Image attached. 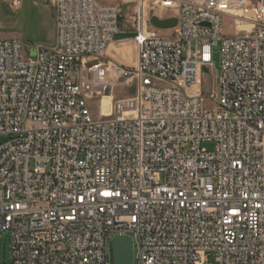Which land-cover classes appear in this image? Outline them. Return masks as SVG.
Returning <instances> with one entry per match:
<instances>
[{
  "label": "built area",
  "instance_id": "1",
  "mask_svg": "<svg viewBox=\"0 0 264 264\" xmlns=\"http://www.w3.org/2000/svg\"><path fill=\"white\" fill-rule=\"evenodd\" d=\"M50 2L53 44L0 39L12 264H113L119 236L132 264H264V0ZM121 2L137 4L129 19ZM147 5L177 17L169 34ZM119 32H138L134 66L109 56Z\"/></svg>",
  "mask_w": 264,
  "mask_h": 264
},
{
  "label": "rangeland",
  "instance_id": "2",
  "mask_svg": "<svg viewBox=\"0 0 264 264\" xmlns=\"http://www.w3.org/2000/svg\"><path fill=\"white\" fill-rule=\"evenodd\" d=\"M0 0V33L8 35L3 38H21L28 44L49 46L53 44L56 34L55 12L50 0ZM112 2L114 0H103ZM123 14L128 19L137 9L136 3L121 2ZM156 10H150L147 5L146 22L151 31L156 34H169L171 28H160L153 24V18L157 17ZM229 20L225 22L224 30L233 32L228 26ZM128 24V23H127ZM129 28L135 29L130 22ZM138 40L135 38L117 40L116 48L109 52V56L120 65L129 67L134 66L137 61ZM214 69L211 77H215L221 67L220 47L214 48L213 54ZM116 98L127 97L135 94L133 86L119 87ZM90 107L95 116L100 114V101L90 102ZM2 139L0 138V141ZM204 147L209 151H215L216 145L205 143ZM136 250H134V253ZM216 255H210V264H217ZM0 264H12L11 261V236L7 231H0Z\"/></svg>",
  "mask_w": 264,
  "mask_h": 264
},
{
  "label": "water",
  "instance_id": "3",
  "mask_svg": "<svg viewBox=\"0 0 264 264\" xmlns=\"http://www.w3.org/2000/svg\"><path fill=\"white\" fill-rule=\"evenodd\" d=\"M153 24L160 28H173L177 25V17L160 19L153 18ZM138 36V32H119L117 40L131 39ZM113 264H132L133 262V241L130 237L119 236L112 241Z\"/></svg>",
  "mask_w": 264,
  "mask_h": 264
},
{
  "label": "bare ground",
  "instance_id": "4",
  "mask_svg": "<svg viewBox=\"0 0 264 264\" xmlns=\"http://www.w3.org/2000/svg\"><path fill=\"white\" fill-rule=\"evenodd\" d=\"M112 110V97L105 96L103 98V113L110 114Z\"/></svg>",
  "mask_w": 264,
  "mask_h": 264
},
{
  "label": "crops",
  "instance_id": "5",
  "mask_svg": "<svg viewBox=\"0 0 264 264\" xmlns=\"http://www.w3.org/2000/svg\"><path fill=\"white\" fill-rule=\"evenodd\" d=\"M17 2H18V1L16 0V1H15V4H16ZM17 4H18V3H17ZM3 37H9V36L0 33V39H13V38H3ZM55 38H56V34H55ZM54 40H55V39H54ZM116 45H117V44L112 45V47L110 48V51H111L113 48H116ZM110 51H109V52H110Z\"/></svg>",
  "mask_w": 264,
  "mask_h": 264
}]
</instances>
